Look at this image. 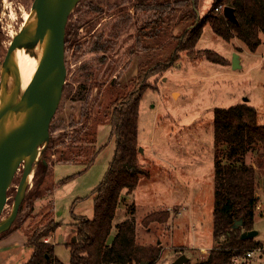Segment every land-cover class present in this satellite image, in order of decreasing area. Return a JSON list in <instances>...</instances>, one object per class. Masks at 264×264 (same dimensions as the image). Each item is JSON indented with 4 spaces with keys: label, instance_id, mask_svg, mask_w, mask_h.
<instances>
[{
    "label": "rangeland",
    "instance_id": "rangeland-1",
    "mask_svg": "<svg viewBox=\"0 0 264 264\" xmlns=\"http://www.w3.org/2000/svg\"><path fill=\"white\" fill-rule=\"evenodd\" d=\"M34 1L0 0V61L12 32L20 29L21 10H30ZM91 1L99 3L102 10H90V0H76L68 16L66 75L49 126L51 142L48 147L39 145L41 154L30 183L20 193L23 198L18 213L10 226L0 232V264L25 262L33 250L27 237L35 229L49 226L54 212L61 224L73 229V221H67L72 213L92 216L93 196L89 194L102 181L115 147L108 110L118 102L116 98L134 88L144 70L157 62L168 65L147 78L149 87L140 100L137 126V156L149 175H140L131 193H121L113 224L133 217L136 242L158 250L157 258L149 264H172L181 253L193 263L215 244L214 108L239 102L251 104L256 108L257 122L264 125V34H260L261 43L256 50L250 51L238 38L227 41L205 24L195 44L178 51L171 60L179 35L196 24L194 19L183 16L187 12L183 6L170 3L171 9L157 16L152 9L133 10L134 0ZM212 1L195 0L197 22ZM120 6L123 9L118 10ZM160 18L153 29L147 27L148 33L137 42L140 26L146 20ZM94 42L102 44L103 50L91 51ZM205 50L219 56L220 62L208 59ZM234 52L239 54L240 67L232 66ZM83 67L90 73H85ZM1 72L2 68L0 88L6 80L2 82ZM95 98L86 119L87 106ZM242 156L254 169L257 202L252 228L257 227L258 237H263L264 144L250 148ZM220 158L227 162L225 154ZM23 163L6 186L0 220L12 210ZM36 188L40 190L38 197L33 196L38 193ZM48 198H53L54 212ZM167 206L171 208L166 221L142 222L150 211L162 213ZM74 231L76 234V227ZM114 231L115 227L112 234ZM49 233L41 240L48 239L45 242L53 245V257L71 264L65 233H53V239ZM240 263L264 264V254L254 263L238 256L232 264Z\"/></svg>",
    "mask_w": 264,
    "mask_h": 264
},
{
    "label": "trees",
    "instance_id": "trees-1",
    "mask_svg": "<svg viewBox=\"0 0 264 264\" xmlns=\"http://www.w3.org/2000/svg\"><path fill=\"white\" fill-rule=\"evenodd\" d=\"M174 2L183 6L187 11L183 16L194 19L196 24L193 23L179 35L177 46L171 53V60L176 57L178 51L195 44L205 24H209L217 35L227 41L232 37L238 38L250 51L256 50L261 43L260 34H264V0H213L210 8L198 22L195 0H141L138 3L141 8L152 9L156 11L155 15L161 16L165 10L171 9L170 3ZM218 4L232 6L237 22H232L221 11L216 10ZM159 20L161 18L146 20L139 28L137 42L141 36H146L147 27L153 29ZM90 50L101 51L103 48L95 42ZM204 54L208 59L220 62L219 56L209 50H205ZM103 58L101 56L100 61H103ZM167 65L165 62H157L144 70L145 73L140 75L141 80L134 88L121 98H114L118 102H114L115 104L108 110L110 137L115 138L114 153L102 181L89 194L93 196L92 216L72 215L76 236L73 242L67 244L71 264H138L144 260L152 262L158 256V250L154 247L136 242L133 217L115 224L113 219L121 193L123 191L131 193L139 182V176L149 175L139 164L137 156L139 104L144 91L149 87L147 78ZM85 73L90 72L86 69ZM96 100L97 98L92 102L95 103ZM92 102L87 106L86 119L94 107ZM213 113L215 184L212 235L215 244L205 256L193 263L187 261V264H232L234 256H244L245 249L261 244L255 237L240 236L243 231L252 229L257 202L254 169L243 161L242 155L250 148L264 144V125L257 122L255 106L245 102L228 107L216 106ZM84 123L79 129L84 127ZM50 142L51 139H48L46 147ZM223 154L227 158V162L224 163L220 158ZM63 180L60 179V182ZM38 189L36 188L37 192L40 191ZM38 194L40 193L33 196L38 197ZM168 215V209L162 213L153 210L143 217L142 222H164ZM239 218L242 219V223L233 227V222ZM49 224L41 229H35L27 237L26 241L33 250L22 264H64L53 257V245L41 240L42 236L57 226L55 221H50ZM113 227L115 231L109 240Z\"/></svg>",
    "mask_w": 264,
    "mask_h": 264
},
{
    "label": "water",
    "instance_id": "water-1",
    "mask_svg": "<svg viewBox=\"0 0 264 264\" xmlns=\"http://www.w3.org/2000/svg\"><path fill=\"white\" fill-rule=\"evenodd\" d=\"M76 0H55L56 14L51 24L45 25L47 22L48 8L44 4V0H35L32 7H37L38 20L36 34L30 41L36 42L41 40V45L45 46L48 54L46 64L39 72L32 84L27 88V115L28 122L19 132L14 134L10 139L0 144V211L3 201V195L11 176L19 168L25 156L33 151V149L41 144L46 145L49 137V126L54 112L58 106L63 84L65 82V30L68 16L73 9ZM223 15L237 22V18L232 6H224ZM48 27V28H47ZM25 31L19 30L10 40L6 49L5 56L2 61L1 77L6 75L9 70L10 58L13 49L25 40ZM240 58L237 52L233 53L231 63L233 68L240 67ZM54 78L51 86L45 90L46 78ZM30 93V94H29ZM24 96L17 102L20 106L24 101ZM12 110L9 104L0 109V121L4 116ZM141 150V148H139ZM33 162L25 165L17 185L16 195L13 201L12 210L7 219L0 221V232L7 229L15 219L19 205L22 200L21 191L24 189V181L30 172ZM242 223V219L235 220L232 224L237 227ZM258 233L256 228L245 230L241 233V238L254 237ZM48 259V257H46ZM189 257L185 254H179L172 264L186 263ZM139 264H149V261H140Z\"/></svg>",
    "mask_w": 264,
    "mask_h": 264
},
{
    "label": "bare ground",
    "instance_id": "bare-ground-1",
    "mask_svg": "<svg viewBox=\"0 0 264 264\" xmlns=\"http://www.w3.org/2000/svg\"><path fill=\"white\" fill-rule=\"evenodd\" d=\"M78 1V0H77ZM44 4L47 6L48 16L45 25L51 24L56 14L55 0H44ZM4 3V2H3ZM37 7H31L30 10L22 9L20 23V29L25 31V40L18 47H15L12 51L10 58L9 70L6 75L2 76V82L6 78L3 86L0 88V109L9 104L12 108L4 118L0 121V144L10 139L14 134L19 132L28 122L27 115V88L33 83L39 72L46 64L48 54L45 46L41 45V40L36 42L30 41L35 36L38 12ZM49 26V25H48ZM48 28V27H47ZM18 30V31H19ZM17 32H12L14 36ZM2 63H0V69ZM54 78H46L45 90L48 86H51ZM30 94V93H29ZM24 101L20 106H17V102L24 96ZM11 115L7 120L5 117ZM41 154V146H37L23 159V165L27 166L30 162H33L30 172L28 173L23 186H27L34 172V165L38 161ZM7 217H3L0 221L6 220Z\"/></svg>",
    "mask_w": 264,
    "mask_h": 264
},
{
    "label": "crops",
    "instance_id": "crops-1",
    "mask_svg": "<svg viewBox=\"0 0 264 264\" xmlns=\"http://www.w3.org/2000/svg\"><path fill=\"white\" fill-rule=\"evenodd\" d=\"M240 58V57H239ZM262 125V124H261ZM148 177V176H147ZM138 185V184H137ZM137 187V186H136ZM48 199H51V203H52V209L54 208V204H53V198H48ZM168 208H171V207H169V206H167V209ZM118 211V210H117ZM53 212H54V209H53ZM117 213V212H116ZM72 215H73V213H72ZM75 215H82V214H75ZM116 215V214H115ZM82 216H85V215H82ZM86 217H88V216H86ZM255 217V216H254ZM59 217H57L56 215H55V212H54V221L55 222H57V226L53 229V231H50V233H51V238L53 239V236H55V235H53V233L54 234H57V233H65V236L63 237V238H65L64 240H65V242H66V245L68 244V243H71V242H73L74 240H75V236H76V234H75V231H74V229H75V227H74V229L73 228H71L70 226H64L63 224H61L60 222L61 221H59V219H58ZM254 220H255V218H254ZM68 222H71V221H73L74 222V218H73V216H71V220H67ZM72 226H73V224H72ZM256 229H257V227H255ZM49 233V234H50ZM111 234H112V232H111ZM110 234V235H111ZM114 234V233H113ZM113 234H112V236H113ZM258 234H259V231H258V233H257V235L256 236H254L256 239H258V240H260V241H263V239H264V236L263 237H258ZM110 235H109V240H110ZM67 236V237H66ZM67 238V239H66ZM47 241H48V239H47ZM31 247V246H30ZM202 249H203V247H202ZM57 258V257H56Z\"/></svg>",
    "mask_w": 264,
    "mask_h": 264
},
{
    "label": "built area",
    "instance_id": "built-area-1",
    "mask_svg": "<svg viewBox=\"0 0 264 264\" xmlns=\"http://www.w3.org/2000/svg\"><path fill=\"white\" fill-rule=\"evenodd\" d=\"M223 5L222 4H218L216 6V10L218 11H223ZM44 241H47V239H44ZM264 254V243H261L259 245L250 247L245 249L244 251V258H247L249 261H251L252 263L255 262V260L261 259V256ZM238 260V256H234L233 257V261Z\"/></svg>",
    "mask_w": 264,
    "mask_h": 264
},
{
    "label": "flooded vegetation",
    "instance_id": "flooded-vegetation-1",
    "mask_svg": "<svg viewBox=\"0 0 264 264\" xmlns=\"http://www.w3.org/2000/svg\"><path fill=\"white\" fill-rule=\"evenodd\" d=\"M138 2H141V0H134V2H132V4H131V7H132V9L133 10H137L138 9V7H139V10H144L145 9V7H143V8H141V5H139V3ZM90 4H91V6H90V10H94V11H100V10H102V8L99 6L100 4L99 3H94L93 1H91L90 0ZM88 5H89V3H88ZM121 9H123V7L122 6H120V8L118 9V10H121ZM142 26V25H141ZM142 34V33H141ZM144 36H141V38H140V41L142 40V38H143ZM136 39H137V36H136ZM95 43V42H94ZM102 45V44H101ZM100 45V46H101ZM103 48V47H102ZM96 87V86H95ZM93 103V102H92ZM94 104V103H93Z\"/></svg>",
    "mask_w": 264,
    "mask_h": 264
}]
</instances>
